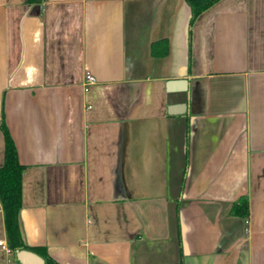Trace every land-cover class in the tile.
<instances>
[{
  "label": "crops",
  "instance_id": "obj_1",
  "mask_svg": "<svg viewBox=\"0 0 264 264\" xmlns=\"http://www.w3.org/2000/svg\"><path fill=\"white\" fill-rule=\"evenodd\" d=\"M190 16L186 0H0L27 247L62 264H264V0H220L191 39ZM0 264H22L1 201Z\"/></svg>",
  "mask_w": 264,
  "mask_h": 264
},
{
  "label": "trees",
  "instance_id": "obj_2",
  "mask_svg": "<svg viewBox=\"0 0 264 264\" xmlns=\"http://www.w3.org/2000/svg\"><path fill=\"white\" fill-rule=\"evenodd\" d=\"M46 0H27L30 4L43 3ZM191 8L189 21V35L192 37V28L197 18L220 0H186ZM0 128L5 139L4 163L0 166V201L4 213L8 246L12 251L22 248H30L44 257L46 264H62L52 258L45 247H27L23 240L20 223V211L22 209V175L27 166L20 162L18 151L8 126L4 121ZM188 134L186 152L188 155ZM186 161V165H187ZM185 173L182 180V187ZM232 211L234 214L244 218L249 216V199L247 196L240 197L234 202ZM181 247V239L179 237ZM182 252V249H181ZM182 255V253H181ZM181 264H183L181 262Z\"/></svg>",
  "mask_w": 264,
  "mask_h": 264
},
{
  "label": "water",
  "instance_id": "obj_3",
  "mask_svg": "<svg viewBox=\"0 0 264 264\" xmlns=\"http://www.w3.org/2000/svg\"><path fill=\"white\" fill-rule=\"evenodd\" d=\"M183 99L184 100H182V102H180L179 104L170 106L169 112L170 113L184 112L187 107V101L185 100L186 98ZM16 257L22 264H46V261L43 256L27 248L16 250Z\"/></svg>",
  "mask_w": 264,
  "mask_h": 264
},
{
  "label": "built area",
  "instance_id": "obj_4",
  "mask_svg": "<svg viewBox=\"0 0 264 264\" xmlns=\"http://www.w3.org/2000/svg\"><path fill=\"white\" fill-rule=\"evenodd\" d=\"M95 82H96L95 76L92 73L87 72L86 78H85V83H84L85 90L88 91L90 89V86Z\"/></svg>",
  "mask_w": 264,
  "mask_h": 264
}]
</instances>
